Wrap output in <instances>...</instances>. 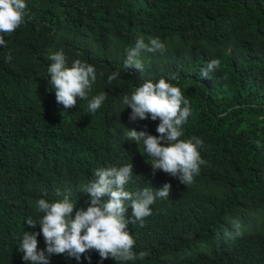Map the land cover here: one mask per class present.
<instances>
[{"label": "trees", "instance_id": "16d2710c", "mask_svg": "<svg viewBox=\"0 0 264 264\" xmlns=\"http://www.w3.org/2000/svg\"><path fill=\"white\" fill-rule=\"evenodd\" d=\"M25 2L29 16L0 46V264H29L18 248L25 231L40 232L26 221L42 218L39 199L69 194L86 209L82 189L95 170L129 164L131 193L171 184L169 198H157L150 216L127 226L133 251L148 255L101 261L92 250L80 261L53 254L49 264H264V0ZM149 37H159L166 52L142 51L143 70L126 69V50ZM56 51L69 66L79 59L97 73L88 99L67 110L47 71ZM212 59L220 67L201 76ZM160 78L190 103L180 139L203 142L205 163L189 185L160 170L153 175L142 143L127 140L133 128L159 135V120L130 121L122 100ZM102 92L106 100L89 112ZM37 240L45 249L42 234Z\"/></svg>", "mask_w": 264, "mask_h": 264}, {"label": "clouds", "instance_id": "9594fccd", "mask_svg": "<svg viewBox=\"0 0 264 264\" xmlns=\"http://www.w3.org/2000/svg\"><path fill=\"white\" fill-rule=\"evenodd\" d=\"M27 7L25 0H0V46H6L5 34L10 35L25 23V18L29 16ZM166 50V45L159 37H149L147 43L140 38L134 47L126 50L124 66L126 69L134 66L142 71V51L163 54ZM47 58L51 61L47 71L57 103L67 110L76 107L78 100L88 99L97 79L96 68L79 59L69 66L62 51L52 52ZM7 60H11L10 54ZM219 67L220 60L212 59L201 69L200 75L209 77V73ZM119 75L118 71L113 72L107 77V82L111 83ZM106 98L105 92L92 97L88 111L95 113ZM122 103L131 109L130 121L149 117L152 121L159 120L156 127L159 135L134 128L128 129L126 134L128 141L137 146L142 143L144 153L152 160L149 164L152 174L160 170L177 178L183 185L191 184L205 161L198 150L202 140L196 137L180 139L182 125L191 115L190 103L181 89L164 78L157 82L148 80L136 87L131 96L125 95ZM132 175V164L96 169L95 179L82 189L90 197L86 209H77V204L71 201L69 194H64L61 200L55 202L39 199L37 207L43 213L42 218L39 223L31 218L26 221L31 228L39 225L40 232H24L18 248L23 253L22 259L29 264H49L53 254H66L80 261L82 254L94 250L101 261L108 258L120 262L143 260L148 253L141 251L137 254L133 251L135 240L127 226L136 221L142 223L145 217L150 216V206L157 198H169L171 184L165 183L155 191L151 187H144L139 192L131 193L125 186ZM57 195L61 193L57 192ZM102 197H107V200H102ZM129 208L130 216L127 215ZM235 226L239 229L238 223ZM41 234L45 249H38L37 237ZM240 234L236 232V235ZM87 258L91 260V257Z\"/></svg>", "mask_w": 264, "mask_h": 264}]
</instances>
